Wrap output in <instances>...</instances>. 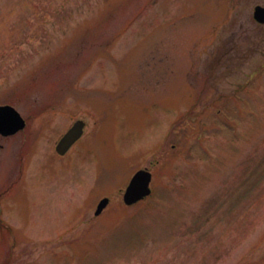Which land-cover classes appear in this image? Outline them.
Segmentation results:
<instances>
[{
	"label": "rangeland",
	"instance_id": "obj_1",
	"mask_svg": "<svg viewBox=\"0 0 264 264\" xmlns=\"http://www.w3.org/2000/svg\"><path fill=\"white\" fill-rule=\"evenodd\" d=\"M32 1L0 0V105L50 108L0 135V264H264V0ZM145 168L159 196L129 208Z\"/></svg>",
	"mask_w": 264,
	"mask_h": 264
},
{
	"label": "water",
	"instance_id": "obj_2",
	"mask_svg": "<svg viewBox=\"0 0 264 264\" xmlns=\"http://www.w3.org/2000/svg\"><path fill=\"white\" fill-rule=\"evenodd\" d=\"M255 19L264 24V8L261 6H257L255 9ZM26 121L21 116V114L12 106H0V134L4 136H12L17 134L25 128ZM84 122L78 121L76 125H74L73 129H71L60 144L57 147V150L61 154H66L69 148L77 142L78 139L82 136L84 132ZM130 186L127 188V192L125 194L124 200L128 205H134L144 199L146 196L151 195L152 189L150 188V184L152 182V175L143 170L137 173L133 178ZM110 201L108 199L102 200L101 204L96 211L97 215H101L102 211L108 206Z\"/></svg>",
	"mask_w": 264,
	"mask_h": 264
},
{
	"label": "trees",
	"instance_id": "obj_3",
	"mask_svg": "<svg viewBox=\"0 0 264 264\" xmlns=\"http://www.w3.org/2000/svg\"><path fill=\"white\" fill-rule=\"evenodd\" d=\"M22 1V4H24L25 6H33L34 5V2L32 1V0H21ZM63 6V5H62ZM64 7V6H63ZM3 17H2V13L0 12V23H3ZM26 18H23L22 16H21V22H24V20H25ZM1 25V24H0ZM19 27V26H18ZM18 27H11V26H8L7 25V27L6 26H3V30H2V32H4L5 34H7V37H9V39H10V41H12V42H14V40H16V37H18V35L20 34V36H22V35H26V37L24 38V39H28V40H30L29 39V37H30V34H25L24 33V28H18ZM38 28V30L37 31H35V35L33 36H31V37H35V36H37V37H40V36H42V39H43V41H47V39L49 38V34L48 33H44V32H42L41 30L44 28L43 26H40V27H37ZM45 29V28H44ZM21 41H23V39L21 40ZM11 43V42H10ZM13 45V50L15 49V50H17L18 48H19V45L18 44H16V43H13L12 44ZM5 48V47H7L8 45H6V44H1L0 45V55H1V57H5V58H7L8 56H2V55H4V54H2L3 52H2V49H4L3 47ZM11 48V47H10ZM12 50V49H11ZM14 50V51H15ZM5 58H3L4 60L3 61H1L2 63H6V60H5ZM7 71H9L8 69H6ZM6 70H5V72H6ZM0 73H4V69H3V67H0ZM6 74V73H5ZM263 159H264V156L262 157ZM261 170L259 171L260 173H264V160H263V163L261 164ZM259 172H258V174H259ZM251 181H252V179H251ZM251 181H250V183H251ZM253 183V182H252ZM251 183V185H249V186H251L250 187V189L248 190V191H251L253 188H254V186L255 185H253ZM256 185L258 184L257 182L255 183ZM248 191H246V192H248ZM245 192V193H246ZM159 193H160V191L158 190V192L156 191V189H155V193L149 198V199H147L145 202H146V204H147V208L148 207H150L151 206V203H153V198L156 196V198H158V196H159ZM234 199L235 198H233L232 199V201L229 203V204H227V207H229V208H231L232 210H234V206H233V201H234ZM259 202H260V200H257V199H255L253 202H252V204H250L248 207H247V210H245V211H247L246 212V216H248L249 214H247L248 212H250V211H252V209L253 208H257L258 207V204H259ZM244 215V216H245ZM233 216V215H232ZM244 216H242V218L245 220V217ZM220 218L221 217H219L218 218V220H220ZM228 217H225V219H227ZM222 219V218H221ZM246 220H247V218H246ZM207 221H210V217L207 219ZM231 230H233V228H230V231ZM244 236V235H243ZM243 236H242V238H243ZM216 258L218 259V258H220V256L218 255V253H217V255H216Z\"/></svg>",
	"mask_w": 264,
	"mask_h": 264
},
{
	"label": "flooded vegetation",
	"instance_id": "obj_4",
	"mask_svg": "<svg viewBox=\"0 0 264 264\" xmlns=\"http://www.w3.org/2000/svg\"><path fill=\"white\" fill-rule=\"evenodd\" d=\"M47 108H43V109H33L32 111H31V114L27 117V118H24V119H26V121H27V125H26V127H25V130L27 131H31V133H30V135H29V138L30 139H32V137H33V130H31V128H32V126H33V123L34 122H32L33 121V118L34 119H36V118H40L41 119V117L44 115V113H46V112H49L50 111V108H48L49 106H46ZM41 108V107H40ZM79 120H81L80 118H76V120L74 121V123L69 127V130L66 132V134L71 130V129H73V127H74V125H76V123L79 121ZM85 125H84V132H83V134H82V136L80 137V139L79 140H77V142L76 143H74L70 148H69V150L67 151V153L66 154H60V152H59V150H57V147H58V145L60 144V142L63 140V138L66 136V134L65 135H63L61 138H60V140L57 142V144H56V147H55V150H56V154L54 155V156H57L59 159H64V158H67V156L74 150L73 148H75L76 146H77V144L80 142V141H82L83 139H84V136H85V132H86V129H87V124H86V122L84 123ZM99 202H101V201H99ZM138 205V204H137ZM110 207V206H109ZM108 209V208H107Z\"/></svg>",
	"mask_w": 264,
	"mask_h": 264
}]
</instances>
